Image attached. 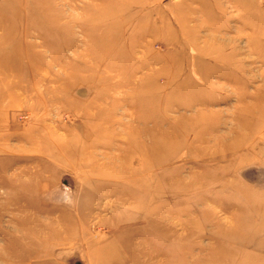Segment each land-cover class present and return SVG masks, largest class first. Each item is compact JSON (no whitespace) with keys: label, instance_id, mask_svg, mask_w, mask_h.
I'll return each mask as SVG.
<instances>
[{"label":"rangeland","instance_id":"374dc122","mask_svg":"<svg viewBox=\"0 0 264 264\" xmlns=\"http://www.w3.org/2000/svg\"><path fill=\"white\" fill-rule=\"evenodd\" d=\"M0 264H264V0H0Z\"/></svg>","mask_w":264,"mask_h":264},{"label":"bare ground","instance_id":"6f19581e","mask_svg":"<svg viewBox=\"0 0 264 264\" xmlns=\"http://www.w3.org/2000/svg\"><path fill=\"white\" fill-rule=\"evenodd\" d=\"M217 41H218V40H217ZM217 41H216V42H217ZM217 43H218V42H217Z\"/></svg>","mask_w":264,"mask_h":264}]
</instances>
